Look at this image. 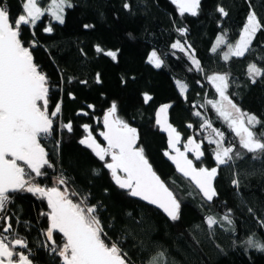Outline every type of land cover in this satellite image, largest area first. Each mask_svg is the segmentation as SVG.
Listing matches in <instances>:
<instances>
[{
  "label": "trees",
  "instance_id": "trees-1",
  "mask_svg": "<svg viewBox=\"0 0 264 264\" xmlns=\"http://www.w3.org/2000/svg\"><path fill=\"white\" fill-rule=\"evenodd\" d=\"M72 2L75 7L66 9L63 25L45 16L35 28L28 27L22 32L34 61L54 86L51 106L54 108L56 102H62L58 123L71 121L73 124V132L58 127L54 136L44 142L55 168L47 169L48 176L37 178L38 182L51 186L53 179L62 172L69 178L70 187L81 189L85 194L90 192V203L101 202L107 209L103 212L105 220L115 218L113 238L123 230L130 232L123 247L136 264H141L149 252L158 248L166 249L175 264H264V252L246 250L241 244L252 232L264 237V228L257 223L258 219H264V163L253 161L248 154L233 168L221 166L214 181L218 196L210 205L203 204L195 188L176 173L164 155L166 138L154 122L156 109L170 105L167 115L169 123L180 133V146L183 148L184 142L191 137L205 153L202 161L189 156L198 167L215 166V145L206 139L211 131L201 128L204 119L224 132L225 140H229L226 145L232 143L237 150L243 151L211 105L205 104L206 99L217 98L207 77L228 74L229 93H236L231 97L234 102L264 121V78L252 84L247 75L250 63L264 68V31L257 34L252 50L241 58L232 57L225 62L222 58L225 47L222 45L216 53L211 48L216 37L224 31L230 42L238 39L250 5L264 21V0H201L199 14L195 17L188 14L181 17L169 0H130L131 13L123 9V0ZM42 3L46 6L47 0ZM218 5L229 13L227 17H221L216 11ZM0 6L7 7L14 16L22 12L21 0H0ZM49 24L53 31L45 33L43 29ZM84 24L95 27L85 30ZM179 27L187 29L184 36L176 30ZM177 40L191 45L190 51L195 52L202 71L193 67L185 52L171 48ZM97 44L106 50L118 49L117 60L96 53L94 46ZM153 50L164 62L160 68L146 62ZM97 73L101 83H96ZM70 78L72 82L68 83ZM176 80L187 84L184 96ZM80 81H87V84ZM69 92L75 99L69 97ZM145 93L152 97L148 103L144 102ZM113 102L117 105V114L137 129L138 143L145 149L155 172L181 201L178 221L172 222L155 208L128 197L115 186L108 170L91 150L78 143L86 135L81 127L83 124L91 126L93 136L100 142L102 117ZM89 104L94 109L88 108ZM81 110L89 115H78ZM196 112L201 115L196 116ZM259 128L257 126V130ZM56 141L61 142L58 152ZM92 169H100L101 174L93 176ZM234 172H239V176H234ZM233 178L241 181L238 189L231 184ZM13 196L5 217L10 218L8 223L12 224L15 234L28 243L27 249L19 250L30 254L33 264H61L60 258L43 246L48 244L42 234L48 222L40 212L47 210L46 202L26 192ZM248 208L254 212L249 213ZM229 209L235 232L224 230L229 227L226 222L213 225L209 230L205 217L212 215L219 220ZM129 212L132 218L127 216ZM141 219L142 223H136ZM4 226L2 222L1 230ZM54 235L57 242L62 243L61 235ZM141 242L147 246V251H140Z\"/></svg>",
  "mask_w": 264,
  "mask_h": 264
},
{
  "label": "snow or ice",
  "instance_id": "snow-or-ice-1",
  "mask_svg": "<svg viewBox=\"0 0 264 264\" xmlns=\"http://www.w3.org/2000/svg\"><path fill=\"white\" fill-rule=\"evenodd\" d=\"M181 17L185 14L193 17L199 14L201 0H171ZM75 7L72 0H47L46 6L42 0H21L22 12L18 16L10 14L7 7L0 6V220L6 218L4 214L13 202V194L31 193L37 199L45 201L47 210L40 215L46 217L48 226L43 231L48 244L55 256L60 258L61 264H136V261L123 247L124 241L130 235L123 230L113 238L112 232L116 229L115 218L106 221L103 212L107 209L101 202L90 203L91 193L69 186V178L62 172L53 179L51 186L42 185L37 178H46L47 169H54L46 151L45 141L54 136L57 128L73 132L71 121L58 123L62 112V102L51 106L53 85L38 63L34 61L33 53L22 36L28 27L35 28L42 17H50L61 25L65 23L66 9ZM122 7L132 12L130 0H123ZM250 10L245 17L238 39L234 43L227 38V32L216 37L211 51L216 53L223 45L222 58L225 62L232 57L241 58L252 50L253 41L259 32L264 31V21L257 13ZM216 11L221 17L229 13L218 5ZM85 30L95 27L93 24H84ZM181 36L187 32L186 28L176 29ZM45 33H52L51 24L44 27ZM131 36V34H129ZM35 47V42H32ZM172 49L185 52L189 56L193 67L202 71L200 61L195 58V52L190 51L191 45L187 41L177 40L171 44ZM98 54L117 60V50H106L99 44L94 46ZM147 63L160 68L164 63L155 50L147 56ZM248 79L256 84L258 78H264V68L250 63L247 68ZM215 89L218 99H206L205 104L211 105L218 117L227 125L231 133L238 139L239 149L232 143H225L224 132L214 128L212 123L204 119L202 129H210L214 134L206 137L209 144H214L213 159L215 166L209 168L197 166L187 153H192L196 161H202L205 153L201 145L189 137L183 145V151L177 145L181 142L180 133L168 122L167 112L170 105H162L156 112L155 123L162 132L167 133L168 149L164 155L175 165L177 172L194 185L201 196L203 204H211L218 196L214 181L221 166L235 167L237 161L244 160L251 154L253 161L264 163V121L241 109L231 98L236 93H229L231 86L228 74H213L207 77ZM71 83V78L67 81ZM87 84V81H80ZM96 83H101L100 74L96 75ZM176 85L180 94L187 91V84L177 80ZM58 87V86H57ZM69 97L75 99L71 92ZM144 102L148 103L152 97L144 94ZM88 108L94 109L89 104ZM78 115H89L81 110ZM200 116L199 112L195 113ZM192 127V125H188ZM257 126H260L257 130ZM85 136L78 143L91 150L92 154L102 162L103 168L108 170L112 182L128 197L138 198L148 205L161 210L166 217L176 222L181 218V201L153 170L145 149L139 145V134L135 127L117 114V105L111 104L103 115L104 130L99 133L106 142L102 146L92 134L89 124L81 125ZM60 141L55 142L58 152ZM172 153H175L174 155ZM93 176L101 174L100 169H92ZM250 174V173H249ZM239 176V172H234ZM231 184L239 188L241 181L233 178ZM108 190L105 189V194ZM189 195H192L190 192ZM231 209L219 220L212 215L205 217L209 230L213 225L226 222L229 226L225 231L235 232ZM253 213L252 208H248ZM132 218L131 212L127 213ZM136 223H142L137 220ZM257 223L264 228V219ZM223 226V225H222ZM199 228V225L196 226ZM61 234L62 243H58L54 234ZM235 245V241L233 242ZM245 249H254L264 252V237H258L252 232L241 242ZM25 239L18 237L11 223H7L0 231V264H33L19 249H27ZM147 246L141 242L140 251H147ZM141 264H175L169 259L166 249L158 248L148 253Z\"/></svg>",
  "mask_w": 264,
  "mask_h": 264
},
{
  "label": "water",
  "instance_id": "water-1",
  "mask_svg": "<svg viewBox=\"0 0 264 264\" xmlns=\"http://www.w3.org/2000/svg\"><path fill=\"white\" fill-rule=\"evenodd\" d=\"M170 2H171V0H169ZM172 3V2H171ZM173 4V3H172ZM162 106V105H161ZM161 106H159L157 109H156V111H155V114H154V122H155V120H156V112H157V110L161 107ZM104 115V114H103ZM167 117H168V115H167ZM168 122H169V119H168ZM101 125H102V131L104 130V127H103V117H102V122H101ZM155 125H156V123H155ZM157 126V125H156ZM158 127V126H157ZM159 128V127H158ZM160 130V129H159ZM160 132L165 136V138H166V147H167V151H170L169 149H168V136H167V133H165V132H162L161 130H160ZM100 139H101V145L103 146V145H105L106 146V142L103 140V137H101L100 136ZM187 142V140L184 142V143H186ZM99 143V142H98ZM184 145V144H183ZM177 147H179L180 148V150L181 151H183L184 149L180 146V143L177 145ZM173 155L175 154V153H172ZM187 154H190V155H192L193 156V154L192 153H187ZM167 157V156H166ZM168 158V157H167ZM170 161V163L172 164V166L175 168V171H176V173L178 174V175H180V176H182L179 172H177V170H176V167H175V165L172 163V161L171 160H169ZM154 170V169H153ZM155 171V170H154ZM158 175V174H157ZM193 187H194V185H192ZM195 188V187H194ZM171 190V189H170ZM172 191V190H171ZM196 191L198 192V190L196 189ZM132 198V197H131ZM132 199H135V200H138V201H140L138 198H132ZM140 202H142V203H144V204H146V205H148L145 201H140ZM148 206H150V207H153V208H155L156 210H158V211H160L165 217H166V215L161 211V210H159V209H157L155 206H153V205H148ZM7 218V217H6ZM167 218V217H166ZM168 219V218H167ZM8 223V219H5V225ZM61 235V234H60Z\"/></svg>",
  "mask_w": 264,
  "mask_h": 264
},
{
  "label": "rangeland",
  "instance_id": "rangeland-1",
  "mask_svg": "<svg viewBox=\"0 0 264 264\" xmlns=\"http://www.w3.org/2000/svg\"><path fill=\"white\" fill-rule=\"evenodd\" d=\"M215 43V42H214ZM227 49L225 48V50L224 51H226ZM177 81V80H176ZM179 81H181V80H179ZM181 82H183V81H181ZM184 83V82H183ZM178 88V87H177ZM178 90H179V88H178ZM180 92V91H179ZM185 95V94H184ZM184 95H182V96H184ZM219 97H218V95H217V98L216 99H218ZM214 110V109H213ZM214 114L218 117V115H217V113L215 112V110H214ZM218 119H220L223 123H224V121L221 119V118H219L218 117ZM225 124V123H224ZM226 125V124H225ZM227 126V125H226ZM211 131V130H210ZM210 135H213L214 136V134H209L208 136H210ZM236 138V137H235ZM236 140L238 141V139L236 138ZM228 142H229V140H227ZM227 141L225 140V143H227ZM214 145V144H213Z\"/></svg>",
  "mask_w": 264,
  "mask_h": 264
},
{
  "label": "bare ground",
  "instance_id": "bare-ground-1",
  "mask_svg": "<svg viewBox=\"0 0 264 264\" xmlns=\"http://www.w3.org/2000/svg\"><path fill=\"white\" fill-rule=\"evenodd\" d=\"M102 126V125H101ZM99 143H102L101 142V139H100V142ZM103 146H105V145H103ZM167 151V150H166ZM188 155V158H189V156H192V155H190V154H187ZM192 157H194V156H192ZM196 190V189H195ZM201 197V196H200ZM7 213V212H6ZM1 222H3L4 224H5V219L4 220H2Z\"/></svg>",
  "mask_w": 264,
  "mask_h": 264
},
{
  "label": "built area",
  "instance_id": "built-area-1",
  "mask_svg": "<svg viewBox=\"0 0 264 264\" xmlns=\"http://www.w3.org/2000/svg\"><path fill=\"white\" fill-rule=\"evenodd\" d=\"M5 215H6V213L4 214V216H5ZM1 221H2V220H0V224L2 223ZM0 231H2L1 228H0Z\"/></svg>",
  "mask_w": 264,
  "mask_h": 264
}]
</instances>
